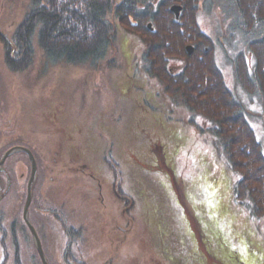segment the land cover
<instances>
[{
    "label": "rangeland",
    "instance_id": "1",
    "mask_svg": "<svg viewBox=\"0 0 264 264\" xmlns=\"http://www.w3.org/2000/svg\"><path fill=\"white\" fill-rule=\"evenodd\" d=\"M30 1L0 0L7 46ZM225 13L201 8L198 24L264 152V108L236 83L233 61L246 50ZM117 32L95 66H49L38 52L31 67L17 59L12 68L0 43V162L20 147L42 160L29 218L47 263L64 264L67 237L54 208L80 236L76 252L87 264H264V218L234 203L239 176L215 148L211 125L147 74L138 36ZM171 66L179 72L180 62ZM23 158L15 152L0 168V233L18 238L23 264H35V241L22 236V219L30 231L23 214L31 177ZM3 257L0 242V264Z\"/></svg>",
    "mask_w": 264,
    "mask_h": 264
},
{
    "label": "trees",
    "instance_id": "2",
    "mask_svg": "<svg viewBox=\"0 0 264 264\" xmlns=\"http://www.w3.org/2000/svg\"><path fill=\"white\" fill-rule=\"evenodd\" d=\"M173 6L182 7L178 20L171 11ZM201 8L208 13L215 8L226 12V21L232 20L228 32L236 30L242 35L246 51L236 54L233 61L236 83L264 108V0H31L7 55L22 59L21 69H26L38 52L49 66H95L117 43L119 27L138 36L145 46L142 60L147 74L161 83L165 95L176 104L211 125L208 132L215 148L228 169L239 176L233 186L234 203L247 209L251 217L262 219L263 147L245 105L225 83L213 40L200 29ZM189 46L194 47L192 55L187 51ZM15 60L7 59L10 67H15ZM175 61L180 62L179 72L171 66ZM20 154L29 166L28 156ZM34 156L37 163L42 162ZM53 209L48 207V212L56 215L67 237L62 251L64 264H87L76 252V247L81 249L80 236L71 234L66 219ZM21 222L22 236H26L23 241L33 242L23 219ZM0 242L4 251L1 264H23L18 238L4 231ZM37 255L35 252L34 262L41 264Z\"/></svg>",
    "mask_w": 264,
    "mask_h": 264
},
{
    "label": "water",
    "instance_id": "3",
    "mask_svg": "<svg viewBox=\"0 0 264 264\" xmlns=\"http://www.w3.org/2000/svg\"><path fill=\"white\" fill-rule=\"evenodd\" d=\"M171 11L175 14L177 20L179 19L180 17V14H181V11H182V7H179V6H175L171 9ZM187 51L188 53L191 55L194 51V48L193 47H188L187 48ZM15 152H23L25 154L28 155L30 161H31V177H30V180H29V183H28V196H27V201H26V204H25V207H24V214H23V217H24V220L26 222V224L28 225L32 235H33V239L35 241V245H36V248L40 254V257H41V260L43 262V264H48L47 263V260H46V257L44 255V252H43V249H42V245H41V241L34 229V227L32 226L30 220H29V208H30V205H31V200H32V187L35 183V180H36V177H37V163H36V160L33 156V154L31 153L30 150L26 149V148H23V147H20V148H15V149H11L10 151H8L5 156L3 157L2 161L0 162V168L3 166V164L5 163V161L7 160V158L12 155L13 153Z\"/></svg>",
    "mask_w": 264,
    "mask_h": 264
},
{
    "label": "flooded vegetation",
    "instance_id": "4",
    "mask_svg": "<svg viewBox=\"0 0 264 264\" xmlns=\"http://www.w3.org/2000/svg\"><path fill=\"white\" fill-rule=\"evenodd\" d=\"M14 34V33H13ZM12 34V35H13ZM14 37V36H13ZM4 40H5V36L3 35V33L1 32V30H0V43H1V46H2V49H3V51H4V49H7V50H9V51H11V49H12V46H7V44L4 42ZM8 57V59H11L10 57V55H8L7 56ZM4 59H5V61H6V54L4 53ZM19 59V58H18ZM13 60H15V59H13ZM20 60H22V59H20ZM3 167L4 166H2L1 167V169H3ZM0 201H1V199H0ZM1 220L4 222V220H3V217L1 218ZM1 222V221H0ZM1 224L3 225V223L1 222ZM123 234H124V232L123 231H121Z\"/></svg>",
    "mask_w": 264,
    "mask_h": 264
},
{
    "label": "bare ground",
    "instance_id": "5",
    "mask_svg": "<svg viewBox=\"0 0 264 264\" xmlns=\"http://www.w3.org/2000/svg\"><path fill=\"white\" fill-rule=\"evenodd\" d=\"M20 153H22V152H20ZM27 155V154H26ZM28 156V155H27ZM29 158V157H28ZM29 161H30V159H29ZM30 164H31V161H30ZM38 178V173H37V177H36V179ZM36 181V180H35ZM62 212H63V210H62ZM29 220H30V218H29Z\"/></svg>",
    "mask_w": 264,
    "mask_h": 264
}]
</instances>
